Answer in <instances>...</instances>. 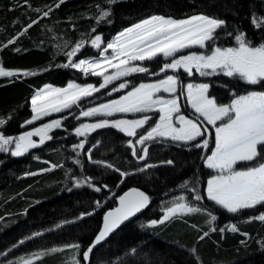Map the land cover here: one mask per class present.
Returning a JSON list of instances; mask_svg holds the SVG:
<instances>
[{
  "label": "trees",
  "instance_id": "1",
  "mask_svg": "<svg viewBox=\"0 0 264 264\" xmlns=\"http://www.w3.org/2000/svg\"><path fill=\"white\" fill-rule=\"evenodd\" d=\"M96 5L105 9L109 7L106 0H64L63 3L60 0H28L27 4L24 0H0V65L6 70L21 73L19 78L0 77V118L6 121L0 125V131L6 136L16 137L37 125L66 117L62 119L60 128L49 132L53 136L52 140L29 149L22 156L0 151V252L34 232H41V236L19 244L10 255L19 251L32 254L66 244H79V252L66 248L33 260V264H69L74 256L81 264H264V249L261 247L264 243V222L248 219L264 212V207L233 214L205 197L206 181L212 170L204 165L202 158L210 154L214 143L212 127L205 121H202V130H207L204 138L210 141L208 149L191 147L194 142L174 143L158 138L146 142L149 147L146 161H137L127 146L129 139L135 144L137 137H128L116 129H97L87 134V137L75 134V128L81 123H94L105 118H139L141 114L137 113L76 119L82 109L117 97L141 82L156 80L159 75L134 73L122 77L83 99L70 110L53 113L41 121L23 126L32 116L31 97L43 85L63 87L69 81L100 84L99 76H86L77 69L64 66L69 63L66 53L77 42L86 43L72 58L73 61L98 55L99 49L90 44L91 38L97 33L103 34L106 42L123 28L151 15L180 19L193 14H206L227 22L225 29L218 30L219 38L215 46H236L234 37L237 29L245 33L246 39L253 45H259L264 42V28L254 27L251 20L253 13L264 16V0H119L111 5L112 15L98 26L94 19L99 14ZM44 12H49L48 16H44ZM107 20L112 23H107ZM32 21L36 23L28 28ZM93 27H96V32H92ZM228 32L233 35L228 36ZM9 40L13 42L9 44ZM164 62L165 59L161 57L155 62L145 61L142 64L150 72H156ZM23 71L34 72L35 75L23 76ZM175 75L183 84L188 81L207 83L209 96L219 104L230 103L234 94L264 91V83L249 85L221 72L204 76L193 73L188 76L179 70ZM126 81L129 82L127 88L112 91L113 87L118 88L120 83ZM180 105L182 111L193 118L194 111L187 107L182 96ZM149 115L152 120L138 130L141 134L157 120L155 111ZM82 140L85 148L78 150L80 154L77 155L72 146ZM199 140L197 138V142ZM97 141H100V145L93 149L92 159L111 163L114 168L89 161L87 149ZM12 147L14 145L9 146ZM77 159L83 164V169L75 163ZM167 160L174 161V164L160 163ZM145 163L157 167L137 172L136 169L144 167ZM244 166L243 163L238 165ZM115 168L131 174L122 177ZM69 176L89 177L93 186L83 184L74 187ZM185 180L189 181V189L178 187ZM195 181H198L195 187L203 196L201 201H195V193L190 190ZM95 187H100L101 191H95ZM132 187L143 190L150 197L149 206L141 215L97 245L89 260L83 261L82 253L97 234L104 211L115 204L119 194ZM69 188L72 190L68 191ZM181 194H186V200L207 211L192 216L185 214L163 224L150 226L149 221L159 220L163 216L167 202ZM96 202H99V206ZM87 212L92 215L76 219L81 213ZM209 212L216 216L215 221ZM73 219L76 220L72 223H62ZM57 224H61L58 229ZM142 224L145 227L141 228ZM232 225L238 231H231ZM205 232L207 236H204ZM201 236H204L203 240L199 239ZM133 248L137 249L134 254L131 253ZM192 249L195 252L190 251ZM6 259L2 258L3 261Z\"/></svg>",
  "mask_w": 264,
  "mask_h": 264
},
{
  "label": "snow or ice",
  "instance_id": "2",
  "mask_svg": "<svg viewBox=\"0 0 264 264\" xmlns=\"http://www.w3.org/2000/svg\"><path fill=\"white\" fill-rule=\"evenodd\" d=\"M27 2L28 0H24L25 4ZM63 2L64 0H60V3ZM118 2L119 0H106L109 6L107 9L96 5L99 14L94 19L97 26L112 15L111 5ZM35 11L39 12L40 10L35 9ZM48 14L49 12L43 13L44 16H48ZM106 22L112 23L111 20ZM251 22L256 28H264V16H257L253 13ZM35 23L36 21H32L27 27L30 28ZM226 26L227 22L224 19L206 14H193L180 19L171 16L151 15L123 28L107 42H105L103 34L97 33L91 38L90 44L101 50L99 56L75 62L72 58L86 43L77 42L72 50L66 53L69 63L64 66L78 69L86 76L102 77L103 82L98 87L91 83L81 85L71 81L65 87L44 85L32 95V116L24 124L30 125L52 113L70 110L73 106H78L83 99L91 97L93 93L107 88L113 81L119 80L121 77H128L133 73H146L155 76L166 72V70L182 68L189 76L193 74V69L202 76L212 75L219 71L225 76L236 77L249 85L264 83V42L253 45L246 39L245 33L237 29V34L234 37L236 46H215L216 40L219 38L218 30L225 29ZM24 31L26 32L27 28ZM92 32H96V27L92 28ZM226 34L233 35L231 32ZM12 42L13 40H9V44ZM197 46L200 49H206V51H188L187 54L178 55L183 50H190ZM109 50H111L110 54ZM161 57L166 62L159 68V72H150L149 68L142 64L145 61L155 62ZM109 68L114 69L110 75L107 74ZM22 74L23 76L35 75L30 71H23ZM20 75L19 71L6 70L0 65V77L19 78ZM128 86L129 82L126 81L120 83L118 88L113 87L112 91L116 92ZM208 90L209 85L206 83L184 85L177 75H166L164 79L155 82L140 83L138 86H133L131 91L120 96L119 99L81 110L79 116L76 117L79 119L80 117H95L100 114L110 117L114 113H139L141 114L139 118L111 120L105 118L94 123H81L75 128V134L87 137V134L97 129H116L128 137H137L135 144L132 139H129L127 146L131 148L132 156L137 161H146L149 155V147L146 142L156 141L158 138L174 143L194 142L191 143V147L208 149L210 141L204 138L207 130H202V121H206L207 124L215 128L214 147L211 149L210 155L202 159L205 166L216 173L207 180V199L233 214L264 207V91H250L244 95L234 94V98L229 104H219L215 98L209 96ZM162 93L169 94V98H165ZM180 96H185L187 103L194 110L193 118L181 113ZM153 111L158 114V119L154 126L146 130V134H141L138 130L143 129L152 120L149 113ZM62 119H66V117L53 119L30 131L22 132L16 137L6 136L0 131V151L10 152L12 156H22L29 149H35L39 145H43L45 141L52 140L53 136L49 135V132L52 129L60 128ZM218 121L219 124H217ZM5 123V119L0 118V125ZM34 136L39 137L38 143L33 140ZM197 138H200L198 142ZM10 145H14V147L9 148ZM99 145L100 141H97L87 149L89 161L97 165L103 164L107 168H114L111 163L92 159L91 153ZM136 145L142 147L137 148ZM84 148L83 140L72 146V150L77 155L80 154L78 150ZM75 163L83 169V164L79 159L75 160ZM160 163L173 165L174 161L167 160ZM241 163L245 166L238 167ZM52 167H57V165H52ZM154 167L157 165L145 163L144 167L137 168L136 171L144 172L146 169ZM49 170L43 169L42 171ZM114 170L119 172L122 177L131 174L121 172L119 168ZM27 174L36 175V173ZM69 179L73 180L74 187H81L83 184L93 186L89 177L69 176ZM195 183L198 181L194 182L190 190L195 193L193 199L201 201L203 196L199 194ZM103 187L107 188V185ZM178 187L189 189V181L185 180ZM71 190V188L68 189V191ZM94 190L99 192L101 188L95 187ZM118 199L119 207L104 214L102 227L87 250L82 253L83 261H88L95 247L105 241L124 221L141 212L150 203V197L137 188L130 189ZM96 203L99 206V202ZM203 211L207 210L193 205L191 201L186 200L184 195H181L164 210L160 220L153 219L149 221V225L163 224L178 216ZM90 215H92L91 212L81 213L76 219L79 220ZM209 215H211L210 212ZM211 219L215 221L216 216L211 215ZM248 219L264 222V212L250 216ZM72 222L63 221L62 223ZM60 227L61 224L56 225L57 229ZM143 227L145 225L142 224L141 228ZM211 230L215 231L216 229ZM230 230L238 231L235 225H232ZM220 231H225V229H220ZM41 235V232H34L31 236L18 241V244H23L26 239ZM207 235L208 233L205 232L204 236ZM204 236L199 239L203 240ZM242 243L244 242L242 241ZM12 247L15 248L17 245L14 244ZM80 247L79 244H66L63 247L42 250L33 254V258L24 261V264H33V260H39L44 255L55 254L66 248L79 252ZM261 247L264 249V243L261 244ZM136 251V248L131 249L133 254ZM190 251L195 252V249ZM6 255L7 252H0V256ZM7 264H13V261H8ZM71 264H80V260L74 256Z\"/></svg>",
  "mask_w": 264,
  "mask_h": 264
},
{
  "label": "rangeland",
  "instance_id": "3",
  "mask_svg": "<svg viewBox=\"0 0 264 264\" xmlns=\"http://www.w3.org/2000/svg\"><path fill=\"white\" fill-rule=\"evenodd\" d=\"M138 22V21H137ZM116 35V34H115ZM114 35V36H115ZM112 38V37H111ZM111 38L109 39V40H111ZM109 40H107V41H109ZM106 41V42H107ZM102 47H103V45H102ZM197 49H200L198 46L197 47H193L192 49H190V50H183V52L182 53H179L178 55H180V54H187V52L188 51H196ZM202 50V49H201ZM100 49H99V53H98V55H96V56H90V57H84V58H80V59H86V58H93V57H97V56H99V54H100ZM110 51L111 50H109V54H110ZM198 52V51H197ZM80 59H78V60H76L75 62H78ZM164 59V58H163ZM170 62V61H169ZM78 70V69H77ZM179 70H182V71H184L182 68L181 69H176V70H166V72H163V73H159V78L158 79H156V80H153V81H147V82H141V83H150V82H155V81H157V80H160V79H164L165 78V76L166 75H175L176 74V72H178ZM114 71V69H111V68H109V69H107V74H111L112 72ZM206 71H211V70H206ZM156 72H159V70H157ZM185 72V71H184ZM219 72V71H218ZM193 73H197V74H200L199 72H196L195 71V69H193ZM222 73V72H221ZM134 74V73H133ZM188 75V74H187ZM193 75V74H192ZM191 75V76H192ZM189 76V75H188ZM101 78V82L100 83H102L103 82V78L102 77H100ZM122 78V77H121ZM70 82V81H69ZM68 82V83H69ZM71 82H75V83H78V82H76V81H71ZM67 83V84H68ZM188 83H194V84H200V83H204V82H195V81H188V82H185L184 83V85H186V84H188ZM78 84H81V83H78ZM140 84V83H139ZM139 84H137L136 86H138ZM207 84V83H206ZM45 85H51V84H45ZM81 85H85V84H81ZM94 85V84H93ZM44 86V85H43ZM42 86V87H43ZM53 87H59V86H55V85H52ZM66 86V85H65ZM65 86H63V87H65ZM94 86H99V85H94ZM41 87V88H42ZM40 89V88H39ZM38 90V89H37ZM132 90V88L131 89H129V90H127L126 92H124L123 94H121V95H119V96H117V97H114V98H111V99H109V100H105V101H102V102H99V103H97V104H94L93 106H90V107H97V106H99L100 104H104V103H108L109 101H111V100H115V99H119V97L120 96H122V95H125L128 91H131ZM35 93V92H34ZM248 93V92H247ZM246 94V93H245ZM162 95H164L165 96V98H169V94H167V93H162ZM241 95H244V94H241ZM182 98L185 100V102H186V105H187V107L189 108V109H191V110H193L192 108H191V105L190 104H188L187 103V101H186V97L185 96H182ZM229 104V103H228ZM89 108V107H88ZM82 110H87V108L86 109H82ZM65 111V110H64ZM194 111V110H193ZM80 112V111H79ZM181 113L182 114H184L185 116H187L183 111H182V109H181ZM53 114V113H52ZM115 114H121V113H114L113 115H115ZM51 115V114H50ZM123 115H132L131 113H129V114H123ZM78 116H79V114H78ZM98 117H105L103 114H100V115H98V116H95V117H90V118H98ZM188 117V116H187ZM31 118V117H30ZM29 118V119H30ZM42 118H44V117H42ZM42 118L40 119V120H38V121H41L42 120ZM84 118H86V117H84ZM189 118H191V117H189ZM157 119H158V117H157ZM38 121H34L32 124H34V123H36V122H38ZM156 122V121H155ZM206 122V121H205ZM207 123V122H206ZM220 122L218 121L217 122V124H219ZM155 124V123H154ZM154 124L152 125V126H154ZM25 125H27V124H24L23 123V126H25ZM31 125V124H30ZM38 126V125H37ZM37 126H35V127H37ZM211 127H212V133H213V139H214V137H215V128L212 126V125H210ZM39 127V126H38ZM150 128H148L147 130H149ZM32 130V129H31ZM143 134H146V131L143 133ZM33 140H35V141H37V143L39 142V137L38 136H34L33 137ZM178 143H183V142H178ZM138 146H140V145H138ZM214 147V143H213V146H212V148ZM211 148V149H212ZM210 155V154H209ZM205 165V164H204ZM210 170H212V169H210ZM216 173L214 172V170H212V174L211 175H215ZM210 178V177H209ZM208 178V179H209ZM207 179V180H208ZM206 186H207V181H206ZM206 186H205V197L207 198V196H206ZM181 195H183V194H181ZM181 195H178V196H176L175 197V199H171V200H169L168 202H167V204L165 205V208H164V210L166 209V208H168V207H170L171 205H172V203H174L175 202V200H176V198L177 197H179V196H181ZM186 195V194H185ZM184 195V196H185ZM187 196V195H186ZM214 203V202H213ZM215 204V203H214ZM216 206H218V205H216ZM219 207V206H218ZM225 210V209H224ZM225 211H227V210H225ZM262 212V211H261ZM260 213V212H259ZM258 213V214H259ZM196 213H192V214H189V215H195ZM162 218V217H161ZM160 218V219H161ZM190 218H192V217H190ZM159 219V220H160ZM190 220V219H189ZM189 220H187L186 221V223H188L189 222ZM185 225V224H184ZM187 226V225H186ZM17 246L19 245L18 243L16 244ZM9 249H11V251H8ZM15 248H13L12 246L10 247V248H8V249H6L5 251H3V252H7V255L6 256H0V264H7V262L8 261H13V264H24V261H27V260H30V259H32L33 258V254H35V253H38V252H35V253H32V254H24V251H19L18 253H13L12 255H10L11 253H12V251L14 250ZM7 258L5 261H3L2 260V258ZM77 259V258H76ZM3 261V262H2ZM71 262H72V259H70L69 260V264H71ZM81 264V263H80Z\"/></svg>",
  "mask_w": 264,
  "mask_h": 264
},
{
  "label": "water",
  "instance_id": "4",
  "mask_svg": "<svg viewBox=\"0 0 264 264\" xmlns=\"http://www.w3.org/2000/svg\"><path fill=\"white\" fill-rule=\"evenodd\" d=\"M132 188H136V187H132ZM132 188H129V189H127V190H125L124 192H122L121 194H119L117 197H116V201H115V204L112 206V207H110V208H108V209H106L105 211H104V213H103V217H104V214L106 213V212H108L109 210H112V209H115V208H117V207H119V196H121V195H123L125 192H128L130 189H132ZM137 189H139V188H137ZM139 190H141V189H139ZM141 191H143V190H141ZM144 192V191H143ZM149 206V205H148ZM147 206V207H148ZM146 207V208H147ZM146 208H144V209H142L141 210V212H139V213H136L135 214V216H133V217H131V218H129V220H127V221H124L117 229H115L114 231H113V233H111L108 237H110L112 234H114L118 229H120L122 226H124L125 224H127L128 222H130V221H132L133 219H135V218H137L139 215H141L145 210H146ZM103 217H102V221H101V224H100V228L102 227V225H103ZM76 219H73V220H71V221H75ZM100 228H99V230H100ZM99 230H98V232H99ZM98 232H97V234H98ZM96 236V235H95ZM107 237V238H108ZM95 238V237H94ZM106 238V239H107ZM94 240V239H93ZM104 241H102L101 243H103Z\"/></svg>",
  "mask_w": 264,
  "mask_h": 264
}]
</instances>
